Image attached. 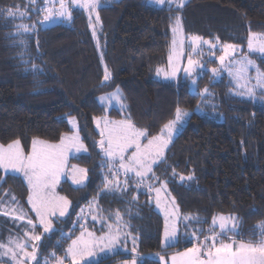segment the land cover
Instances as JSON below:
<instances>
[{
	"label": "trees",
	"instance_id": "16d2710c",
	"mask_svg": "<svg viewBox=\"0 0 264 264\" xmlns=\"http://www.w3.org/2000/svg\"><path fill=\"white\" fill-rule=\"evenodd\" d=\"M45 3L0 0V144L19 140L27 153L34 138L56 143L70 131L67 117L71 115L84 152L71 156L69 163L86 170L87 182L81 187L67 180L59 183L58 190L70 202V214L61 220L63 227L42 234L35 242L37 259L53 249L56 256L64 255L66 243L79 231L68 225L82 205L92 203L98 220L119 226L136 243L134 253H118L94 264H118L129 257H134L135 264H159L157 257L164 251L191 242L181 241L172 249L161 247L163 220L153 208L145 181L137 185L138 178L127 176L125 184L126 178L118 177V187L115 182L104 187L105 176L112 177L100 154V135L93 122L104 116L130 120L150 137L173 119L178 106L189 112L188 119L163 159L153 166L159 179L148 180L166 181L181 215L192 217L200 228L210 227L218 213L230 214L239 230L227 235L257 242L258 226L264 224V91L254 98L242 97L232 92L225 75L213 78L203 71L196 88L208 92L201 98L188 90L181 75L165 81L154 73L166 63L170 28L178 18L184 31L233 43L244 51L249 34L264 35V0H186L183 7H157L148 0H106L96 8V41L85 12L75 7L69 9L67 22L44 25ZM10 8L14 16L7 15ZM99 53L110 73L108 80ZM248 55L264 72V56ZM115 89L121 93L123 108L98 102L100 94ZM27 195L19 175L0 169V239L10 231L9 223L12 227L17 222L11 214L2 213L10 212L16 202L28 211ZM86 223L99 231L95 223ZM62 228H69L68 233L63 234ZM204 230L196 237L212 232Z\"/></svg>",
	"mask_w": 264,
	"mask_h": 264
},
{
	"label": "snow or ice",
	"instance_id": "6c2138e0",
	"mask_svg": "<svg viewBox=\"0 0 264 264\" xmlns=\"http://www.w3.org/2000/svg\"><path fill=\"white\" fill-rule=\"evenodd\" d=\"M73 4L77 3V0H71ZM99 0H84L79 6L90 11H95L98 6ZM151 2L161 5L165 0H151ZM172 0H169L171 3ZM177 7H183V0H179ZM45 11L44 21H50L52 17V10L48 8ZM16 13L12 9L7 10L8 16H14ZM21 16L24 13H19ZM59 16L71 17V13L68 11V7L65 5L64 0L60 2ZM99 17L97 15V21ZM25 31L27 27L21 25ZM179 28V20L177 19V27L173 29V32H177ZM95 35V33H93ZM202 38L199 36L191 37V47L193 52L200 47ZM23 43V41H21ZM175 40L173 45L175 48ZM203 43L208 44L209 48H214L215 45L211 44L209 41H203ZM236 45L225 44L223 48V55L218 57L221 65L224 64L225 59L233 54L236 50ZM248 49L250 52L256 51L264 53V38L259 40L253 34H250L248 39ZM172 60V57H169ZM241 65L240 70L236 73L235 78L237 80L238 86L239 80L243 78V73L247 72L250 67H255L254 62L247 57H244L242 61L239 62ZM196 67H203V65L192 58L190 55L188 58V67L184 69L185 73L189 76L195 71ZM212 73L217 74V69L213 68ZM256 82L260 87H264V72L256 68ZM176 68L173 67L171 73L175 76ZM232 73H230L231 75ZM110 73L107 68H105L104 79L108 80ZM197 81L195 78L192 79V85L195 87ZM208 89L205 88L202 92H197V95L204 97ZM248 95H254L253 89H248ZM105 99L104 97L101 100ZM111 99H119V89L108 97ZM188 113L182 110L179 106L175 111V119L164 125V130L167 132V139L164 137V130H162L160 135L152 136L147 139L146 144L141 143V139L147 137V132L136 128L130 120H119V121H108L107 118L104 120V127L101 129L100 147L104 152L105 156L110 162L109 173L111 174V179L105 176L104 187L109 188L114 182L116 186H119V172L123 169L126 176L125 184L128 183L129 178H127L128 173H134L136 177L140 179L136 181L137 185L143 183L144 178L149 179H159L155 176L153 171V165L158 164L164 155V150L167 148L173 131L176 128V124L179 123ZM74 124V120L72 121ZM100 126V121H97V127ZM76 146L77 150L82 148L83 145L79 144L78 136H65L61 138L59 144H48L44 141L34 139L32 141L31 152L25 154L21 142L19 140H14L7 146L0 145V169H3L6 173L11 171L12 173H20L23 175L27 182L29 194L27 196V202L31 205V210L35 213L39 224L43 227L44 232H49L52 228V223L49 219L51 216H55L59 212L60 216H63L67 210L69 201L63 197L58 196L55 193L56 184L59 182L60 175L63 171L65 163V153L68 148ZM132 149L131 153L129 150ZM128 154V155H126ZM118 162L119 167L116 168L115 164ZM80 173H85V169L76 170ZM151 173V177H149ZM84 177H74V183H81ZM181 180L185 177L181 176ZM187 179H192L188 176ZM167 182H163V186L166 187ZM149 190H155L157 194V207H160V188L153 189V185H148ZM12 201H16L15 196H12ZM175 204V201H172ZM178 209L173 211L171 215L176 216ZM4 215L11 214L14 219L24 220L26 213L23 208L16 202V207L12 208L10 212L2 213ZM169 212L165 211V226H164V239L166 246H172V241L176 236V226L173 223L171 230H169L168 224ZM95 219V217H93ZM116 218L119 221L121 219L119 211L116 213ZM185 219H191V217H185ZM217 219L219 220V228L223 233L226 229V224L231 217H225L220 215L218 218L214 217L212 224L215 226L217 224ZM27 224L31 225V230L24 232V237L22 238H9L7 244L0 242V258L8 256L14 264H26L28 260H36L37 245L31 243L33 241H40L41 236L35 234L36 225L33 223L31 218L27 219ZM259 227L260 239L253 243L251 241L244 242L241 241L238 244L235 241L230 243H225L223 239L217 243L218 235L213 231L206 235L204 241L201 243L194 244L192 247L188 248L184 252L177 253L171 257L172 264H264V224ZM120 239L119 227L115 233H110L106 237H101L97 240L94 234L87 232L85 229L81 232L80 236L76 239L71 240V244L68 246L65 252V257H57L53 252L51 257L54 259L55 264H65V259H70V264H81V262L88 256L94 255L95 249L103 241H107L105 247H111ZM211 241V243H209ZM31 247V251L28 248ZM103 250V249H101ZM135 250V249H133ZM162 261L164 257L160 258ZM44 264H50L49 260H45ZM133 264L135 261L133 260Z\"/></svg>",
	"mask_w": 264,
	"mask_h": 264
},
{
	"label": "rangeland",
	"instance_id": "374dc122",
	"mask_svg": "<svg viewBox=\"0 0 264 264\" xmlns=\"http://www.w3.org/2000/svg\"><path fill=\"white\" fill-rule=\"evenodd\" d=\"M106 0H99L98 2V6L101 5L102 3H104ZM186 0H183V4L185 3ZM60 2L61 0H46V3L43 6V12L45 15V11L48 8H51L52 10V17L50 19V21H44L43 23L44 25H52L53 23H63V22H67L68 17L67 16H59L58 13L60 11ZM84 0H77V3L73 4L71 2V0H64L65 5L68 7V11L70 8H78L81 9L85 12L86 14V18L89 24V28H90V32L95 33V35H93L95 41L97 39V30H98V25H99V21H97V9H95V11H90L88 9L82 8L79 5L81 3H83ZM148 2L154 6L157 7H162L163 5H167V6H177L179 0H172L171 3H169V0H165V2L161 5H157L153 2H151V0H148ZM97 6V7H98ZM70 12V11H69ZM179 20V28L177 32H173V29L177 27V20L175 21V23L171 26V37H170V44H169V54L167 56L166 59V63L165 65L156 68L155 70V77L157 79L160 80H174L177 78L178 75L182 76V79L188 84V90L191 93H197V88L196 85L195 87L192 85V79L195 78L197 79L200 74L203 73V71H207L211 76H213V78H219L222 75H225L228 79V81L231 83V90L233 93H237L239 95H241L242 97H250V98H254L256 97V94L260 91H264V87H260L257 85L256 82V62L254 61V59H252L251 57H249L248 54H257L260 56H264V53H260V52H256V51H252L250 52L248 49V39L250 34L248 35V39L247 42L244 46V51L243 48L239 45H236V50L233 54L229 55L225 61L224 64L221 65L218 57L220 55H223V48L225 44H229V43H223V42H219L217 39H206V38H202L201 40V44L200 47L196 50V52H193L192 47H191V37L192 36H196L195 34H191L188 31H184L183 25H182V21L178 18ZM253 35H255L257 37V39L259 40L260 38H264V35L259 34V33H254ZM175 40V48L173 45V41ZM203 41H209L211 44H214L215 47L214 48H209L208 44L203 43ZM100 54V53H99ZM192 56V58L194 60L199 61L203 67H196L195 71L192 73L191 76H189L188 74L185 73L184 69L186 67H188V58L189 56ZM172 57V60H169V57ZM244 57H247L248 59H251L254 62L255 67H250L248 69L247 72H244L243 78H241L239 80V85L242 86H238L237 84V80L235 78L236 73L240 70L241 65H240V61L243 60ZM214 60L215 64L214 65H210V66H206V61L208 60ZM100 61L101 64L103 65L104 71L106 66L103 64V60H102V55L100 54ZM173 67L176 68V74L175 76H172L171 73L173 71ZM216 68L217 69V74L214 75L212 73V69ZM230 73H232L230 75ZM252 88L254 95L249 96L248 95V89ZM117 91V89L112 90L110 93H102L100 94V96L97 97L98 102L101 103L102 105H104L107 108H111V107H115V108H123L124 102H123V98L121 97V93L119 91V99H111L109 100L108 97L115 93ZM104 97L105 99L101 100V98ZM182 109V108H181ZM184 111H186L189 115V112L185 109H182ZM187 116H185L179 123L176 124V128L172 133V136L170 138V142L168 143L167 147L169 146V144L171 143V140L180 132L181 128L185 125L186 121H187ZM105 118H107L108 121H119L121 119H110L106 116L101 117V120L99 121H103V124H100L99 127H97V121L95 120L94 122V128L97 131V133L100 134V137L97 141L98 144V148L100 151V154L103 155L105 157V159L108 162V166H110V164L112 162H110L108 160V158L105 156L104 152L102 151L101 147H100V140L102 139L101 137V129L104 127V120ZM175 119V114L173 119H171L170 121H173ZM74 120V124L73 121ZM168 121V123L170 122ZM67 123L69 124V128L70 131L65 134L62 135V137L65 136H78L79 137V144L83 145L81 139H80V134H78L77 131V122L75 120V118L73 116H68L67 117ZM162 130H164V126L161 128V131L159 133H157V135H160ZM156 136V135H154ZM61 137V138H62ZM152 136L150 137H145L141 139V143L142 144H146L147 143V139H150ZM164 137L167 139V132L166 130H164ZM61 138L56 142V143H51L48 141H44L48 144H59L61 141ZM37 139V138H34ZM40 140V139H37ZM33 141V140H32ZM32 141L30 143V150L25 153V154H29L31 152V147H32ZM42 141V140H40ZM13 142V141H12ZM9 144V143H8ZM8 144H0V145H4L7 146ZM167 148H165L166 150ZM164 150V153H165ZM132 151V149L129 150L130 154ZM84 152V145L82 148H79V150H77L76 146L70 147L68 148V150L65 153V163H64V167H63V171L60 175L59 178V182L56 184L55 187V193L58 196H63L60 191L58 190V186L59 183L63 180H67L70 184H72L73 186L76 187H81L82 185H84L87 182V177L85 173H80L76 170L78 169H84L83 167H79L75 164L69 163V158L71 156H77L80 155V153ZM126 154V155H128ZM155 166V165H153ZM115 167L118 168V162H116ZM3 169H1L2 171ZM4 171V170H3ZM5 172V171H4ZM6 173V172H5ZM7 173H12L11 171L7 172ZM13 174V173H12ZM16 175H19L21 177V179L24 181V183L27 185L26 180L24 179L23 175L20 173H14ZM127 176H134L136 179H140L139 177H136L134 173H128ZM149 176H151V173H149ZM74 177H84L81 183H74L73 182V178ZM111 177V175H110ZM126 178L123 169H120L119 172V178ZM144 181L146 182L147 186L149 184L153 185V189L155 188H160V207H157V194L155 192V190L150 191V195L152 198V203H153V208L159 213V215L162 217L163 220V226H162V234H161V238H160V242H161V247L163 248H170L172 249L173 246L179 244L181 241L184 240H191L190 243L184 244V246L179 247V248H173L172 250H166L164 251L161 255H159L157 257V260L159 261V264H172L171 261V257L173 255H176L177 253L180 252H184L186 251L188 248L192 247L194 244L197 243H201L204 241V238H197L196 234L201 231L204 230L202 228L199 227V225L193 220V218L191 217V219H185V217L188 216H182L179 208L177 207L176 203L173 204L172 201H174V198L170 196L169 194V190L167 188V186H163V183L159 182V183H155L154 181H149L148 178H144ZM28 188V186H27ZM149 189V187H148ZM28 194H29V190H28ZM28 196V195H27ZM26 203L28 206V211H24L26 213V217L24 220H17V222H15L14 225H12L11 227V223H9L10 225H8L11 229L10 231L5 235L4 239H0V242H3L5 244H7L9 238H22V239H26L24 237V232L31 230V225L27 224V219L31 218L33 220V223L36 225L35 228V234H39L42 238V234H49L52 230L58 229V227H63L64 222H62L61 220L66 219L69 214H70V202L68 204L67 210L65 212V214L63 216H60L59 212L56 213L55 216H51L49 217L51 223H52V228L49 232H44L43 231V227L39 224L38 219L36 218L35 213L31 210V205L28 204L27 202V197H26ZM92 206V207H91ZM12 208V207H11ZM176 209H178V212L176 213V216L173 217L171 215V213L173 211H175ZM165 211L169 212V216H168V224H169V230H171L173 223H175L176 226V236L174 238V241H172V246H166V242L164 239V226H165ZM220 215H224L225 217H231L232 219H229L227 224H226V229L224 230V232H221V229L219 228V220L217 219V224L215 226H213L212 221L213 218L216 217L218 218ZM95 217V219L93 218ZM210 227H206L204 231H216L217 235H218V240L217 243L220 242V239H223V241L225 243H230L232 241H235L237 244L241 241L244 242H248L245 241L244 239H238L237 237H233L231 235H227L229 233H236L238 232V221L235 218V216H232L230 214H223V213H218L217 215L213 216ZM87 221H90L92 223H95L94 225L97 226L99 228V231H97L95 228L90 229L89 227H87ZM93 225V226H94ZM71 227H78L79 231L76 234V236L72 237V239H76L77 237L80 236L81 232L84 231L85 229L87 230V232H91L94 234V237L99 240L101 237H106L108 234L110 233H115L117 230L116 226L114 227L113 225L105 222H101L100 220L97 219V211L95 209L94 203L92 204H87V205H82V207L79 208L77 216L75 218V220L72 221L71 225H68ZM69 228L67 229H61V232L63 234H67L68 233ZM119 232H120V239L111 247H105V245L107 244V241H103L102 243H100V245L95 249L94 255L92 256H88L86 257L81 264H94L97 261L106 259L107 257L113 256L115 254L121 253V254H129V253H134L135 247H136V243H135V239L131 234H126L124 233L120 227H119ZM222 236H226V237H222ZM70 239L67 243H66V249L68 248V246L71 244V240ZM35 242H39V241H33L31 243L35 244ZM209 243H211V241H209ZM255 243V242H253ZM65 249V252H66ZM103 249V250H101ZM2 251V250H0ZM28 251H31V247L28 248ZM55 253V250H50V253L48 256H42L41 258L37 259V253H36V260H28L26 261V264H44L45 260H49L50 264H55L54 259L51 257V253ZM161 256L164 257V260L162 261L160 258ZM60 257V256H57ZM62 257H65V253L64 255H62ZM133 260L135 261L134 257H129V259H122L118 261V264H133ZM0 264H14L13 261L10 260V258L8 256L2 257L0 258ZM65 264H70V259L66 258L65 259Z\"/></svg>",
	"mask_w": 264,
	"mask_h": 264
},
{
	"label": "crops",
	"instance_id": "0c3cea01",
	"mask_svg": "<svg viewBox=\"0 0 264 264\" xmlns=\"http://www.w3.org/2000/svg\"><path fill=\"white\" fill-rule=\"evenodd\" d=\"M95 120H101V118H95L94 120H93V122L95 121ZM116 120V119H115ZM121 120H125V119H121ZM95 123V122H94ZM100 124H103V121H100ZM100 135V134H99Z\"/></svg>",
	"mask_w": 264,
	"mask_h": 264
}]
</instances>
